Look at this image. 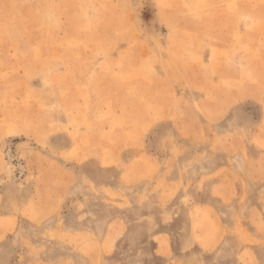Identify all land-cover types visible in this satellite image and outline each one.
I'll return each instance as SVG.
<instances>
[{"label": "rangeland", "instance_id": "374dc122", "mask_svg": "<svg viewBox=\"0 0 264 264\" xmlns=\"http://www.w3.org/2000/svg\"><path fill=\"white\" fill-rule=\"evenodd\" d=\"M238 1L0 0V50L67 45L0 51V264H264V0ZM171 14L195 67L125 69Z\"/></svg>", "mask_w": 264, "mask_h": 264}, {"label": "crops", "instance_id": "0c3cea01", "mask_svg": "<svg viewBox=\"0 0 264 264\" xmlns=\"http://www.w3.org/2000/svg\"><path fill=\"white\" fill-rule=\"evenodd\" d=\"M234 2H237L239 3L238 0H226V3L227 4H233ZM259 13L258 12H253L252 13V20L253 22L257 19V16ZM174 15H177V14H171L169 16H167V19H171V21L173 23H178V19L174 16ZM226 14H222L220 15V17H224ZM172 17V18H171ZM227 17V15H226ZM189 19V18H188ZM171 22V27L163 34L164 35V38H161V51L159 49H157V51L153 52L151 49L148 48V45L145 44V38H142L140 39V42H138L140 44V46L137 45V47H135L136 49L134 51H136V53H138V55L140 56L136 62H127L125 63L126 65L124 66L125 69H128V71L130 70H133L134 67L136 65H140V63L142 62H145V60L149 59V58H155L157 59L158 61L161 60V63L167 67L169 66L170 68H179V67H184L186 66V68H188V66L190 67H195V64L192 63V62H195L193 61L194 60V45L196 46V37L197 36H201L203 35V32H201V29L200 28H195V27H190L189 25L187 26H183V25H180V23H178L176 26H174ZM42 31H44V34H49V36L52 34V32H48L46 31V29H43ZM34 33H36L35 31H32ZM222 33H224L225 37H227L225 31H223V29L221 30ZM61 34V33H60ZM35 36V35H34ZM4 41V40H3ZM148 43V42H147ZM227 41L225 40V45H228ZM4 46H2L3 49H1V53H2V57L3 58H6L7 55L5 54H8L10 56H12V59H13V62H16L17 64H21L20 62V59H18V53L15 51H11L9 49V45L6 43V41H4ZM51 45H47L44 47V57L42 59H35L36 57L32 58V59H27V60H23V62L27 63V65H30V66H50L52 63L50 61V57L51 55H54L53 53H57V52H63L67 49V45H61V47L59 48H56V47H50ZM131 46V45H130ZM185 46H190L191 48H193V51L189 50L188 51V54L187 53H184V55H182V52L180 51L179 53V49L180 47H185ZM129 48H132L133 49V46L129 47ZM172 48V49H171ZM179 48V49H178ZM14 49V47L12 48V50ZM192 52L191 54V57L189 56V54ZM13 55H16L17 58ZM126 55H128V53H126ZM125 55V56H126ZM6 56V57H5ZM185 58L187 59L185 61ZM139 61V62H138ZM64 63H66L67 61H63ZM24 63H22L21 65H24ZM43 63V64H42ZM62 63V62H61ZM66 69H67V66H65ZM70 68H74V66H71ZM70 72V71H69ZM174 70H173V75H174ZM188 75V74H187ZM163 76V77H162ZM173 78V76H172ZM160 80H165L164 79V74L162 73L161 76H157L156 77V81L157 82H160ZM127 82L129 83H135L136 81L135 80H132V78L130 79H125L124 81H121V82H116L118 84H121V83H124V85L126 86L127 85ZM171 85H174L175 81L173 79H171ZM97 83H95L96 85ZM106 84H111V85H115V81H113V79L111 80L110 78L107 80V83ZM139 84H141V86L144 85V89H141L140 91H138L137 93H133V94H127L126 98L125 99H135V98H144V99H148V98H153L152 94H155L153 93V91H149L148 90V84L149 82L148 81H139ZM162 84V83H161ZM127 88V86H126ZM97 88H93V92L91 93L92 97L95 98L96 97V94H99L98 91L96 90ZM171 96H174L173 92L171 93ZM160 95V94H158ZM158 95L156 94V97L155 98H158ZM99 96V95H98ZM97 96V97H98ZM161 97L163 98L164 95ZM77 98V96H76ZM98 146V145H97ZM127 146H132V145H127ZM91 148H94V145L91 146ZM94 155H92L91 157H93ZM97 156V155H95ZM97 160L96 162H102L101 160L102 159H99V156L98 157H95ZM75 160V159H73ZM78 160V159H77ZM136 161L134 163L136 164H140L141 166L146 167L145 165H147V163L151 162V160H154L152 159L151 157H145V156H138L136 159ZM103 163V162H102ZM146 163V164H145ZM140 167V166H139ZM160 173V172H158ZM132 175V174H131ZM130 175V176H131ZM135 175V174H134ZM142 175V173H141ZM132 178V177H131ZM124 222H121L118 224V222L116 223L115 225V228L117 226L120 227V225L122 226ZM211 224L214 225V230H217L218 229V221H217V218L213 217V220H211ZM125 225V224H124ZM195 242H196V239H193ZM210 239H208L209 241ZM213 244L212 243H209V242H204L202 243V246L203 248H212Z\"/></svg>", "mask_w": 264, "mask_h": 264}]
</instances>
